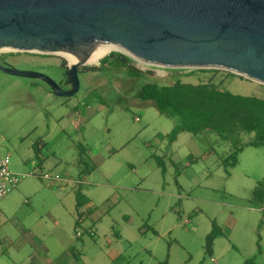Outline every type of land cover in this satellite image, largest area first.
Listing matches in <instances>:
<instances>
[{
    "label": "rangeland",
    "instance_id": "1",
    "mask_svg": "<svg viewBox=\"0 0 264 264\" xmlns=\"http://www.w3.org/2000/svg\"><path fill=\"white\" fill-rule=\"evenodd\" d=\"M5 60L17 70L45 74L63 89L71 88L66 75L70 61L64 56L0 52V61ZM130 64L146 77L135 80L125 72H101L95 76L89 70L99 68L100 61L83 67L79 73L80 90L71 98L56 96L39 79L12 76L0 70V134L6 139V142L0 140L1 155L8 154L11 143L26 148L28 140L21 137L23 129H28L36 114L41 113L44 120L38 121L39 128L35 132L55 127L51 145L68 146L59 147L67 158L77 156L76 145L104 156L93 163L87 160L86 171L81 175L85 180L96 181L92 182L98 189H92L89 194L104 215V219L97 222L102 240L96 237L94 241L85 236L87 243H93L87 249V264H245L247 261L264 264V187L256 195L260 184H264V146L246 147L239 155L237 166L228 173L221 162L230 154L229 145L211 132L197 136L182 133L174 144L170 143L168 135L177 121L161 115L152 102L134 97L149 80L168 84L175 76L191 84L213 77V82L222 90L262 99L264 85L225 70L191 74L200 69L177 72L133 59ZM45 88L52 93L50 96ZM14 100L35 102L40 109L23 108L11 103ZM76 105L86 119L91 113L89 106L94 109L102 106V110L89 123L71 125L63 120V114ZM52 117L56 120L54 125ZM62 128L67 129V136ZM157 157L163 161L161 168L157 166ZM147 159L149 162L144 163ZM13 164L11 159L12 169ZM64 166L72 175L79 171L75 170V161ZM31 179L20 178L17 187ZM97 182H109L112 187H99ZM15 189L0 199V206ZM162 192H174L182 197L174 199L161 195ZM113 193H118L120 202L114 208ZM173 202L178 212L166 213L168 203ZM29 206H20L23 214ZM109 209L111 213H105ZM102 222L114 228L113 234L120 232L123 236L119 244L123 254L116 262L108 258L107 247L101 244L105 239L102 232H107L101 228ZM214 224L222 234L208 250L206 237ZM101 250L104 253L98 256L101 258L98 263L90 259Z\"/></svg>",
    "mask_w": 264,
    "mask_h": 264
},
{
    "label": "water",
    "instance_id": "2",
    "mask_svg": "<svg viewBox=\"0 0 264 264\" xmlns=\"http://www.w3.org/2000/svg\"><path fill=\"white\" fill-rule=\"evenodd\" d=\"M99 43L150 66L225 70L264 85V0H0V50L78 58L67 68L69 90L0 61L1 71L39 79L56 96L79 92Z\"/></svg>",
    "mask_w": 264,
    "mask_h": 264
},
{
    "label": "crops",
    "instance_id": "3",
    "mask_svg": "<svg viewBox=\"0 0 264 264\" xmlns=\"http://www.w3.org/2000/svg\"><path fill=\"white\" fill-rule=\"evenodd\" d=\"M93 75L97 76L100 73L96 72ZM45 90L49 96L52 94L48 89L45 88ZM11 103L26 109H40L35 102L14 100ZM88 109L91 113L86 119L82 116L79 106H73L65 115L63 114V120H67L71 125L75 123L77 126L82 122L89 123L98 111L102 110V106L95 107V109L93 106H89ZM43 120L44 116L37 113L31 121V126L28 125V129L26 127L23 129L24 136L21 137L28 140L26 148L21 149L8 139L11 144L8 147L7 155H10L14 163L13 169L11 167L12 171L16 175L24 176V178H32V181H25L17 187L14 193L0 206V264H87V249L93 243H87L85 236L94 241H96V237H99V241L102 240L98 223L104 219V215L95 205L93 195L89 194L92 189H98V187L97 184L93 183L96 181H88L81 177L82 173L86 171V165L80 163L79 145H76L77 156L69 159L59 148L65 149L68 146L51 145L54 143L55 127L49 128L48 131L35 132L39 128L38 121L42 122ZM52 121H54L53 124L51 123L52 125L56 124L54 117H52ZM62 131L67 136V129L62 128ZM32 133L36 136L33 137ZM22 139L20 138V141ZM0 140L6 142L1 134ZM176 141L177 139L170 141V143L174 144ZM87 153V160L92 163L104 159V156L99 152L93 154L87 150ZM148 159L144 163L149 162ZM69 161H75V170L79 169V171H75L74 175L65 170L64 164ZM156 163L159 168L163 167L159 165L158 161ZM132 170L135 169L132 168ZM163 171H165L164 168ZM44 173L58 174L62 180L53 185H48L42 178ZM97 183L99 187H112L109 182L106 184ZM123 186L113 187L130 191L128 189L131 187ZM160 194L174 199L182 197L181 194L178 196L174 192H162ZM79 198L83 203L81 206H79ZM112 198L113 202L111 203L114 208L120 203L118 193H113ZM24 204H30V206L23 214L20 206ZM173 204L174 202L168 203L166 213L170 210L175 213L178 212V208L176 205L174 207ZM110 209L105 213H111ZM100 226L107 231L106 233L102 232L105 239L101 244L107 247L106 255L108 258L112 262H116L123 254L119 246L123 236L120 232L113 234L114 228L109 223L102 222ZM79 230L82 232L81 236L77 234ZM90 231L94 232V236L91 235ZM100 252L90 259L98 263L101 259L98 256L102 255L104 251L101 250ZM3 256L6 258L3 259Z\"/></svg>",
    "mask_w": 264,
    "mask_h": 264
},
{
    "label": "trees",
    "instance_id": "4",
    "mask_svg": "<svg viewBox=\"0 0 264 264\" xmlns=\"http://www.w3.org/2000/svg\"><path fill=\"white\" fill-rule=\"evenodd\" d=\"M128 56L112 52L100 61V67H92V73L125 72L131 79L146 77L144 72L130 64ZM178 72V70H176ZM199 72H217L196 70ZM173 82L165 83L157 79L143 84L135 94V98L143 102H152L161 115L175 119L177 124L169 134L172 142L181 133L199 135L211 132L230 146V154L223 157L221 164L226 171L233 169L239 162V155L246 147L264 146V99L233 94L222 90L213 82V77L200 80L198 84L184 82L175 76ZM229 143V144H228ZM80 163L87 165L88 153L84 146L79 145ZM163 166L161 158L157 157ZM229 173V172H228ZM264 187L261 183L256 191ZM79 200V206L83 203ZM222 234L214 224L213 230L206 237V248L210 250L215 240ZM166 264V262L161 263ZM245 264H253L247 261Z\"/></svg>",
    "mask_w": 264,
    "mask_h": 264
},
{
    "label": "built area",
    "instance_id": "5",
    "mask_svg": "<svg viewBox=\"0 0 264 264\" xmlns=\"http://www.w3.org/2000/svg\"><path fill=\"white\" fill-rule=\"evenodd\" d=\"M10 166V155L2 156L0 149V199L6 197L11 191H13L17 187L20 182V178H24V176L16 175L11 170ZM42 178L48 185H53L54 183L62 180V177L60 175H53L50 173H44L42 175ZM90 233L94 236L93 231H90ZM77 234L81 236L82 232L79 230Z\"/></svg>",
    "mask_w": 264,
    "mask_h": 264
},
{
    "label": "bare ground",
    "instance_id": "6",
    "mask_svg": "<svg viewBox=\"0 0 264 264\" xmlns=\"http://www.w3.org/2000/svg\"><path fill=\"white\" fill-rule=\"evenodd\" d=\"M116 50H122V49L118 45L113 43H99L95 47L93 54L88 63L93 64L95 62L101 61V59H103L105 56L110 54L112 51H116ZM10 51L18 52L17 49L0 50V52H10ZM33 52L49 54L46 53L45 51H33ZM54 55H61L66 57L70 61V65H74L75 63L78 62V58L70 52H61Z\"/></svg>",
    "mask_w": 264,
    "mask_h": 264
},
{
    "label": "flooded vegetation",
    "instance_id": "7",
    "mask_svg": "<svg viewBox=\"0 0 264 264\" xmlns=\"http://www.w3.org/2000/svg\"><path fill=\"white\" fill-rule=\"evenodd\" d=\"M5 61H7V60H5ZM2 62H4V61H2Z\"/></svg>",
    "mask_w": 264,
    "mask_h": 264
}]
</instances>
